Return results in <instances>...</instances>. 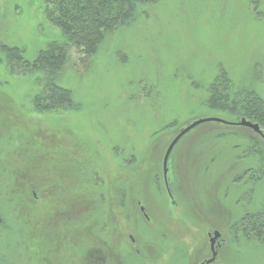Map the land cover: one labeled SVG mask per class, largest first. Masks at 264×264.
<instances>
[{
    "label": "rangeland",
    "instance_id": "1",
    "mask_svg": "<svg viewBox=\"0 0 264 264\" xmlns=\"http://www.w3.org/2000/svg\"><path fill=\"white\" fill-rule=\"evenodd\" d=\"M46 9L0 0V264H199L214 231L213 264H264L262 135L198 125L171 152V195L163 165L192 123L241 121L213 104L223 73L230 109L238 89L264 99V0L138 6L91 63L71 51L57 83L78 111L38 113L44 78L12 74L4 50L33 62L61 42Z\"/></svg>",
    "mask_w": 264,
    "mask_h": 264
},
{
    "label": "trees",
    "instance_id": "2",
    "mask_svg": "<svg viewBox=\"0 0 264 264\" xmlns=\"http://www.w3.org/2000/svg\"><path fill=\"white\" fill-rule=\"evenodd\" d=\"M43 1L47 5L46 19L60 30L63 40L51 43L33 62L27 61L24 52L19 49L4 50L6 65L12 74L25 76L38 74L44 78V83L38 79L42 88L32 101L38 113L78 111L79 106L75 103L73 93L57 83V78L63 72L71 51L79 54L84 64L91 63L108 32L130 22L138 6L156 4L161 0ZM216 80L212 87L213 104L233 113L238 111L241 120L246 119L258 124L264 134V99L254 91L238 89L234 109H230L223 98L229 99L230 94L225 92H228L227 88L232 87V82L225 73ZM259 222L261 225L264 222V213L261 217L252 218V223ZM13 227L15 232L18 230L20 232L17 224ZM252 232L256 233L255 230Z\"/></svg>",
    "mask_w": 264,
    "mask_h": 264
},
{
    "label": "water",
    "instance_id": "3",
    "mask_svg": "<svg viewBox=\"0 0 264 264\" xmlns=\"http://www.w3.org/2000/svg\"><path fill=\"white\" fill-rule=\"evenodd\" d=\"M210 121H213V122H218V123H224V124H228V125H238V126H243V127H247V128H250L252 129L253 131H255L256 133L260 134L263 136L264 138V134L260 128V126L258 124H255V123H252L246 119H242L240 122L236 123V124H231V123H228V122H225L223 120H220V119H205V120H198L194 123H192L191 125H189L188 127L184 128L179 134L178 136L173 140V142L170 144L167 152H166V155H165V158H164V174L165 176H167V173H168V163H169V158H170V155H171V152L172 150L174 149V147L176 146V144L179 142V140L185 135L187 134L188 132H190L192 129H194L195 127H197L198 125H201L205 122H210ZM219 237V233L217 232L215 234V237L213 238V242L215 241L216 238ZM212 260L208 261V263L212 262Z\"/></svg>",
    "mask_w": 264,
    "mask_h": 264
},
{
    "label": "flooded vegetation",
    "instance_id": "4",
    "mask_svg": "<svg viewBox=\"0 0 264 264\" xmlns=\"http://www.w3.org/2000/svg\"><path fill=\"white\" fill-rule=\"evenodd\" d=\"M167 175H168V173H167ZM165 184H166V187H167V190H168L169 195H171L170 194V191H169V184H168V177L167 176H165ZM141 211L144 212V208L143 207H141ZM217 232L219 233V237L216 238L215 241L213 242V238H214L213 236H215V234ZM209 236H210V249H211L212 257L209 258V259H206V260L201 261L199 264H213L217 260V257H218V254H219L218 248L220 246V243L218 241H219V239L221 237V233L219 231H214L213 236H212V234H209ZM132 241H133V243H135V240L133 238H132ZM212 259H213V261L210 262V263H208V261H210Z\"/></svg>",
    "mask_w": 264,
    "mask_h": 264
}]
</instances>
